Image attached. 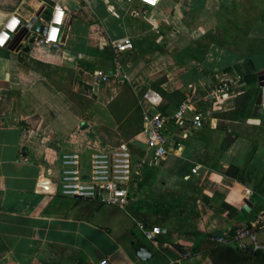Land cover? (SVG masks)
Returning <instances> with one entry per match:
<instances>
[{
	"label": "crops",
	"instance_id": "obj_1",
	"mask_svg": "<svg viewBox=\"0 0 264 264\" xmlns=\"http://www.w3.org/2000/svg\"><path fill=\"white\" fill-rule=\"evenodd\" d=\"M56 4L60 41L25 50ZM14 16L21 29L0 47V264H217L211 236L238 225L253 228L263 248L250 257L264 259V111L216 91L221 79L244 81L245 53L264 54L250 40L264 0H0V31ZM126 36L134 47L117 51L112 40ZM98 71L110 79L96 81ZM149 88L160 105L141 103ZM145 110L171 116L169 153L156 164L135 132ZM122 141L144 163L126 207L62 194L63 153ZM139 220L162 233L147 239Z\"/></svg>",
	"mask_w": 264,
	"mask_h": 264
},
{
	"label": "built area",
	"instance_id": "obj_2",
	"mask_svg": "<svg viewBox=\"0 0 264 264\" xmlns=\"http://www.w3.org/2000/svg\"><path fill=\"white\" fill-rule=\"evenodd\" d=\"M144 1L154 4L158 0ZM65 24V9L61 4H56L48 22V30L44 36L45 42H59ZM21 25L18 16H14L6 23L4 29L0 31V47L9 45L13 36L20 31ZM112 45L117 51L122 52L133 48L134 42L131 37L126 36L112 40ZM116 74L120 75L121 72ZM123 76L127 77L125 73ZM239 78L221 79L217 83L216 91L223 92L229 89L233 86V82L238 81ZM109 79L108 73L103 71L95 73V80L98 82H105ZM259 90L261 92V106L264 110V85H261ZM162 101V94L154 88L147 89L141 99L142 104L148 102L153 105H160ZM189 107L190 105L183 103L175 111L173 117L178 121L182 120ZM143 118L144 127L140 133L146 135L147 145L153 152L149 163L156 164L165 159L169 153L171 141L166 126L170 122L171 116L162 113L154 115L145 110ZM192 122L195 127H202L204 124L203 114L196 112L192 117ZM88 150V152H84L73 149L63 153L61 164L57 169L62 194L126 207L131 199L132 187L137 185L138 180L141 179L144 168L143 161L134 158L127 141H122L117 145L93 146ZM198 168L199 165H196L193 171L196 172ZM54 171L55 169L52 167L48 169L49 174L54 173ZM137 227L151 241H154L163 231L160 225L149 226L141 220L137 221ZM211 238L217 244L237 242L245 248L251 245L246 241L249 239L251 243L253 242L254 250L263 248L257 241L256 232L247 225H238L231 231L213 234Z\"/></svg>",
	"mask_w": 264,
	"mask_h": 264
},
{
	"label": "rangeland",
	"instance_id": "obj_3",
	"mask_svg": "<svg viewBox=\"0 0 264 264\" xmlns=\"http://www.w3.org/2000/svg\"><path fill=\"white\" fill-rule=\"evenodd\" d=\"M262 30H259L260 32L257 33L256 35H254L253 33L250 35V37H253L251 38L250 40L253 42V44L255 45L256 43L259 45L262 44L263 46V50H264V27H261ZM221 45L218 44L217 47H220ZM241 46V45H240ZM243 46V45H242ZM225 47V45H224ZM226 51H227V48H225ZM262 50V49H261ZM262 50V51H263ZM242 51H244V49H242ZM213 53H215L216 55H220L221 52L219 51V49L215 50V48L213 49ZM264 56V54H259V53H255V52H251V53H245L244 56L242 57L243 59H245V63H243V80L244 81H234L233 82V86H231L229 89L223 91L222 93H226L228 92L229 94L233 93L235 95H237V105L242 107L243 105H249L250 101L252 102H255L256 101V98H257V95H258V91H259V81H258V78L254 80L253 83L249 82L246 80L245 78V72L246 68H249V63L250 62V65L252 66L253 63H254V66L255 68L260 71L261 69H264V61H261L260 60V57L259 56ZM231 59H232V55H231ZM264 59V58H263ZM247 60V61H246ZM243 61V60H242ZM262 68H259L261 67ZM258 71H254V72H258ZM258 74V73H257ZM140 127V126H139ZM138 127V129H139ZM136 129L135 132L138 130ZM236 244L243 252H245L246 256L248 259L246 260H239L237 261V263H240V264H245V263H248V264H256L254 262V258H251L250 257V254L251 252L252 253H255V250L251 249L250 247H242L240 246L238 243H234ZM246 258V257H245ZM245 261V263H244ZM254 262V263H253Z\"/></svg>",
	"mask_w": 264,
	"mask_h": 264
},
{
	"label": "trees",
	"instance_id": "obj_4",
	"mask_svg": "<svg viewBox=\"0 0 264 264\" xmlns=\"http://www.w3.org/2000/svg\"><path fill=\"white\" fill-rule=\"evenodd\" d=\"M249 65H250V62H249ZM252 69L253 68L250 65L248 70H246V72H245L246 73L245 74L246 80L251 82V83H253L254 80L258 78V74L256 72H254V70H252ZM241 73L243 74V72H241ZM141 131H142V129L139 128L136 132L138 134ZM234 243H237V242H232L230 244H217V245H219V247H217V249H215L214 251L219 253L220 255H223V261H222V263H218V261L216 262V259L214 257H213V260L217 264H240V263H237V261H239V260L243 261V260L248 259L245 252H243ZM258 252H260V250L255 252V253H258ZM263 262H264V259L260 260V262H258L257 264H263ZM244 263H245V261H244ZM245 264H248V263H245Z\"/></svg>",
	"mask_w": 264,
	"mask_h": 264
},
{
	"label": "water",
	"instance_id": "obj_5",
	"mask_svg": "<svg viewBox=\"0 0 264 264\" xmlns=\"http://www.w3.org/2000/svg\"><path fill=\"white\" fill-rule=\"evenodd\" d=\"M34 23V21L32 23H30L31 25ZM33 26L35 27L36 30H38L40 32V35L36 36V35H31V38L29 40V43L24 45V49L27 50L30 48L31 43L35 42L36 40L44 42V36L47 33L48 30V23H41V22H37L35 24H33ZM258 73V79H259V87L261 85H264V69L260 70L257 72ZM264 110L261 106V92L260 90L258 91V95L256 98V104H255V115H258L260 113H262ZM248 203H250V199L246 200ZM137 254L142 257L145 258L147 257V255L149 254V250L148 247L145 245H140L137 247L136 249Z\"/></svg>",
	"mask_w": 264,
	"mask_h": 264
},
{
	"label": "flooded vegetation",
	"instance_id": "obj_6",
	"mask_svg": "<svg viewBox=\"0 0 264 264\" xmlns=\"http://www.w3.org/2000/svg\"><path fill=\"white\" fill-rule=\"evenodd\" d=\"M258 81H259V79H258Z\"/></svg>",
	"mask_w": 264,
	"mask_h": 264
}]
</instances>
